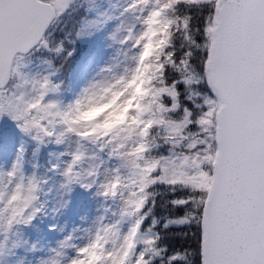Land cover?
<instances>
[{
	"label": "snow or ice",
	"instance_id": "1",
	"mask_svg": "<svg viewBox=\"0 0 264 264\" xmlns=\"http://www.w3.org/2000/svg\"><path fill=\"white\" fill-rule=\"evenodd\" d=\"M0 264H264V0H0Z\"/></svg>",
	"mask_w": 264,
	"mask_h": 264
},
{
	"label": "trees",
	"instance_id": "2",
	"mask_svg": "<svg viewBox=\"0 0 264 264\" xmlns=\"http://www.w3.org/2000/svg\"><path fill=\"white\" fill-rule=\"evenodd\" d=\"M86 50H87L86 44H83V45L79 46L78 51L76 53H74L73 57L69 60L68 64L65 66V69H64L65 76H67V74L71 71V69L76 65L77 61L81 60V58H82L81 53L82 52L86 53ZM89 57H90V55L87 56L85 58V60L88 59ZM7 129H8V127H5V132H6ZM174 231H179V229H176ZM175 239H176L177 244L182 242V238L181 237H176Z\"/></svg>",
	"mask_w": 264,
	"mask_h": 264
},
{
	"label": "rangeland",
	"instance_id": "3",
	"mask_svg": "<svg viewBox=\"0 0 264 264\" xmlns=\"http://www.w3.org/2000/svg\"><path fill=\"white\" fill-rule=\"evenodd\" d=\"M86 46H87V50H86V53L85 52H82L81 53V55H82V58H83V60L84 61H87V59L85 60V58L87 57V56H89L90 55V57L92 56V54H93V49H90L89 47H88V45L86 44ZM99 59V57H97V60ZM94 64H95V62H94ZM94 64H93V66H94ZM79 75V73H76V76H78ZM74 79H75V76L73 77ZM5 127H8L7 125L5 126ZM7 135H8V129L6 130V132H5V136L7 137ZM49 222H51L50 220H47L45 223H49ZM61 223H63V218H61V221H60ZM43 226V225H42Z\"/></svg>",
	"mask_w": 264,
	"mask_h": 264
}]
</instances>
